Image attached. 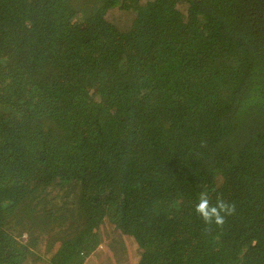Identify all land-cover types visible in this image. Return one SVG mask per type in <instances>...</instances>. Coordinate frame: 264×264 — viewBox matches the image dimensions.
Listing matches in <instances>:
<instances>
[{
	"label": "trees",
	"instance_id": "1",
	"mask_svg": "<svg viewBox=\"0 0 264 264\" xmlns=\"http://www.w3.org/2000/svg\"><path fill=\"white\" fill-rule=\"evenodd\" d=\"M105 221L128 264H264V0H0V264Z\"/></svg>",
	"mask_w": 264,
	"mask_h": 264
},
{
	"label": "rangeland",
	"instance_id": "2",
	"mask_svg": "<svg viewBox=\"0 0 264 264\" xmlns=\"http://www.w3.org/2000/svg\"><path fill=\"white\" fill-rule=\"evenodd\" d=\"M120 14L121 17L125 16V13L123 12H118L116 16ZM98 232L107 237V242H109L110 245L107 249L100 245L96 248L94 252L95 254L93 253L89 259H86L84 264H128L129 261H127L125 256L129 253L124 254L123 258L120 259V251L118 250L119 246L116 241L119 240L120 244L124 243L126 246L125 250L134 254L136 243L132 237L114 230L113 225L108 221L103 222V224L99 227ZM23 237L27 238L28 235L25 234ZM43 256L45 257L44 254ZM116 258L119 260L117 261Z\"/></svg>",
	"mask_w": 264,
	"mask_h": 264
},
{
	"label": "clouds",
	"instance_id": "3",
	"mask_svg": "<svg viewBox=\"0 0 264 264\" xmlns=\"http://www.w3.org/2000/svg\"><path fill=\"white\" fill-rule=\"evenodd\" d=\"M235 205L217 197L215 203L210 200L209 193L206 190L200 192L198 202L195 205V212L206 225L223 226L225 218L235 213Z\"/></svg>",
	"mask_w": 264,
	"mask_h": 264
}]
</instances>
